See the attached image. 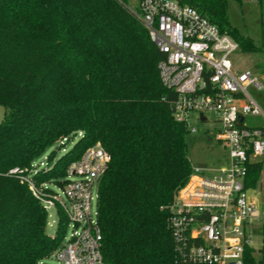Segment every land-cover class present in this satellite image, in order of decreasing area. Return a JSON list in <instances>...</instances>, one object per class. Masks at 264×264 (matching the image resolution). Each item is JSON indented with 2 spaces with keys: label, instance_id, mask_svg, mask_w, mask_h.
I'll list each match as a JSON object with an SVG mask.
<instances>
[{
  "label": "trees",
  "instance_id": "trees-1",
  "mask_svg": "<svg viewBox=\"0 0 264 264\" xmlns=\"http://www.w3.org/2000/svg\"><path fill=\"white\" fill-rule=\"evenodd\" d=\"M181 1L253 55L264 76V45L231 27L228 0ZM126 2L0 0V264H44L63 242V214L48 235L47 212L9 171L29 172L74 137L59 158L49 152L35 184L63 185L68 166L100 144L110 156L97 197L105 264H178L169 206L191 174L193 140L160 83L163 56ZM262 168L249 166L247 187Z\"/></svg>",
  "mask_w": 264,
  "mask_h": 264
},
{
  "label": "built area",
  "instance_id": "built-area-1",
  "mask_svg": "<svg viewBox=\"0 0 264 264\" xmlns=\"http://www.w3.org/2000/svg\"><path fill=\"white\" fill-rule=\"evenodd\" d=\"M128 10L163 56L157 64L158 76L175 96V119L192 134L197 129L189 124L191 115L205 123L208 114L215 115L219 128L213 140L227 153L218 167L192 165L169 206L168 227L178 264H264V211L256 207L246 186L251 164H263L260 175L264 170V110L249 93L263 89V76L251 68L236 70L231 56L239 51L237 43L181 0H138L136 9ZM247 117H259L262 123L248 126ZM109 161L100 144L88 147L68 166L61 186L35 184L33 174L46 168L47 162L33 165L29 172L9 171L28 185L46 212L55 208L71 227L70 235L50 256L60 264H105L97 197ZM254 234L261 238L259 249L253 246Z\"/></svg>",
  "mask_w": 264,
  "mask_h": 264
},
{
  "label": "rangeland",
  "instance_id": "rangeland-1",
  "mask_svg": "<svg viewBox=\"0 0 264 264\" xmlns=\"http://www.w3.org/2000/svg\"><path fill=\"white\" fill-rule=\"evenodd\" d=\"M138 0H127L126 7L136 9ZM227 16L228 22L231 27L235 28L243 37L249 38L255 47H261L264 45V14L261 16L260 5L257 0H228L227 2ZM231 60L236 70H242L246 68L255 69L257 59L250 54H244L240 51L231 56ZM261 75V74H260ZM263 76V75H262ZM263 89L261 91H255L249 89L251 96L264 108V79L261 80ZM4 118V109L0 106V121ZM208 122H200L196 115H191L189 124L191 128L197 129V132L192 133L193 146L189 151V160L192 165L207 164L209 167H218L221 162L226 160V150L218 145L213 140L215 130L219 128V124L215 115H207ZM248 126H257L262 123L261 118L251 119L247 117L245 119ZM77 140L76 137L72 138L69 142H62L60 149L57 148L58 144H54L52 147L37 160L34 161V165L37 167L40 162L46 163V156L52 150L56 151L55 159L59 158L65 151H67ZM76 177L71 178L72 180ZM54 194L59 195L62 199L61 191L57 188H49ZM248 195L254 196L257 201L256 207L259 211H264V170L262 171L259 186L256 189L249 188ZM96 208L95 201L93 202V210ZM58 222V215L55 208H50L47 211L46 220V233L50 236L56 233ZM71 232V227L68 226L65 231V237H68ZM254 248L259 249L261 245V238L259 234H254ZM264 247V246H263ZM44 264H60L54 258H47L43 261Z\"/></svg>",
  "mask_w": 264,
  "mask_h": 264
},
{
  "label": "crops",
  "instance_id": "crops-1",
  "mask_svg": "<svg viewBox=\"0 0 264 264\" xmlns=\"http://www.w3.org/2000/svg\"><path fill=\"white\" fill-rule=\"evenodd\" d=\"M263 79H264V76H263ZM262 107V106H261ZM263 108V107H262ZM263 110H264V108H263ZM251 119H256V118H253V117H251ZM260 177H261V175H260ZM259 180H260V178H259ZM263 197H264V195H263Z\"/></svg>",
  "mask_w": 264,
  "mask_h": 264
},
{
  "label": "water",
  "instance_id": "water-1",
  "mask_svg": "<svg viewBox=\"0 0 264 264\" xmlns=\"http://www.w3.org/2000/svg\"><path fill=\"white\" fill-rule=\"evenodd\" d=\"M201 120H204V118L201 116ZM200 166H203V165H200Z\"/></svg>",
  "mask_w": 264,
  "mask_h": 264
}]
</instances>
